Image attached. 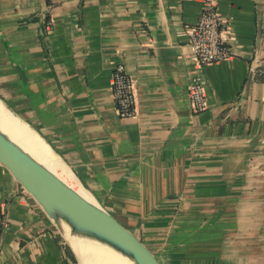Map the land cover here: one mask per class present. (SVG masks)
<instances>
[{
  "label": "crops",
  "instance_id": "1",
  "mask_svg": "<svg viewBox=\"0 0 264 264\" xmlns=\"http://www.w3.org/2000/svg\"><path fill=\"white\" fill-rule=\"evenodd\" d=\"M216 3L233 55L202 68L207 109L192 114L186 28L202 0H0V101L169 264H232L221 226L264 175V0ZM119 63L134 87L127 119L112 97ZM0 200V264H74L2 168Z\"/></svg>",
  "mask_w": 264,
  "mask_h": 264
},
{
  "label": "water",
  "instance_id": "2",
  "mask_svg": "<svg viewBox=\"0 0 264 264\" xmlns=\"http://www.w3.org/2000/svg\"><path fill=\"white\" fill-rule=\"evenodd\" d=\"M43 143L49 148L44 141ZM49 150L55 155L50 148ZM0 168L41 208L76 264H79L78 259L68 237L105 247L130 264H164L153 249L120 224L93 198L94 202H90L74 191L1 129ZM71 174L73 175L72 172ZM75 179L77 180L76 177ZM77 182L79 183L78 180ZM79 185L81 186L80 183ZM81 188L86 191L82 186Z\"/></svg>",
  "mask_w": 264,
  "mask_h": 264
},
{
  "label": "built area",
  "instance_id": "3",
  "mask_svg": "<svg viewBox=\"0 0 264 264\" xmlns=\"http://www.w3.org/2000/svg\"><path fill=\"white\" fill-rule=\"evenodd\" d=\"M45 28L46 31L50 29L49 22ZM226 33L227 24L218 12L216 0H202V10L197 21L186 28L187 45L194 63L187 90L192 114H200L207 109L202 68L225 62L233 55ZM111 90L118 117H133L136 113L134 87L122 63L115 65L112 71ZM4 225L5 206L0 200V239Z\"/></svg>",
  "mask_w": 264,
  "mask_h": 264
},
{
  "label": "rangeland",
  "instance_id": "4",
  "mask_svg": "<svg viewBox=\"0 0 264 264\" xmlns=\"http://www.w3.org/2000/svg\"><path fill=\"white\" fill-rule=\"evenodd\" d=\"M0 106L6 109L1 102ZM249 178L250 188L242 196L246 202L244 204L246 206L243 207H248L249 210L246 211L243 207L236 208L234 201L232 212L226 217V226H221L225 229L230 228L226 231V236L227 241L232 242L231 251L229 249L226 251L225 258L232 264H264V175ZM252 203H256V206L252 207ZM219 237L214 236L213 239L218 245L217 249L220 247V240H217ZM217 249L215 251L219 253ZM158 256L164 264L170 263L161 255Z\"/></svg>",
  "mask_w": 264,
  "mask_h": 264
},
{
  "label": "bare ground",
  "instance_id": "5",
  "mask_svg": "<svg viewBox=\"0 0 264 264\" xmlns=\"http://www.w3.org/2000/svg\"><path fill=\"white\" fill-rule=\"evenodd\" d=\"M0 129L7 134L14 142L32 155L44 167L59 177L74 191L90 202H94L92 197L84 191L69 169L49 150V148L39 140L22 121L12 115L9 111L0 106ZM68 236V232L66 234ZM78 263L81 264H130L127 260L115 254L111 250L81 242L69 238Z\"/></svg>",
  "mask_w": 264,
  "mask_h": 264
},
{
  "label": "trees",
  "instance_id": "6",
  "mask_svg": "<svg viewBox=\"0 0 264 264\" xmlns=\"http://www.w3.org/2000/svg\"><path fill=\"white\" fill-rule=\"evenodd\" d=\"M49 22V19L47 18V20L45 21V23H48ZM45 32H46V28H44V31H43V34H42V37H43V35L45 34ZM67 251H68V249H67ZM68 253H69V255L71 256V259L73 260V262L75 263V260H74V258L72 257V255H71V253L68 251Z\"/></svg>",
  "mask_w": 264,
  "mask_h": 264
}]
</instances>
